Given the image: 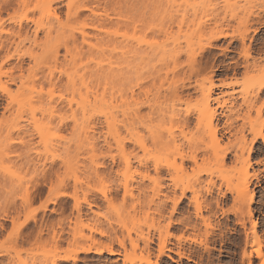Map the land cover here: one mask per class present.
<instances>
[{
    "label": "rangeland",
    "instance_id": "1",
    "mask_svg": "<svg viewBox=\"0 0 264 264\" xmlns=\"http://www.w3.org/2000/svg\"><path fill=\"white\" fill-rule=\"evenodd\" d=\"M6 1L0 14V264H74L64 261L72 257L76 264H264L257 254L264 256V0ZM57 30L67 34L59 40ZM80 30L104 54L84 45ZM244 36L252 48L249 59ZM140 37L160 47L150 49L144 75L135 72L141 60L124 59L120 51H143L129 39ZM91 57L134 61L135 67L128 64L131 73L123 70L124 78L107 66L89 74ZM75 70L88 74L91 90L98 92L93 94L107 96L106 105L96 104L104 107L80 109V99L70 103L68 80ZM222 81L230 85L220 87ZM212 84L219 102L207 110L201 90ZM107 106L114 107L113 116ZM171 163L184 171L169 176ZM154 165L164 167L162 173ZM242 186L254 191L253 203L244 191L239 194ZM181 193L172 215L171 200ZM77 203L83 212L78 219ZM198 207L213 229L196 214ZM248 211L259 224L258 236L251 233ZM170 221L180 224L168 227ZM108 246L119 254L109 255ZM90 247L104 252L81 253ZM244 252H252L250 262Z\"/></svg>",
    "mask_w": 264,
    "mask_h": 264
},
{
    "label": "bare ground",
    "instance_id": "2",
    "mask_svg": "<svg viewBox=\"0 0 264 264\" xmlns=\"http://www.w3.org/2000/svg\"><path fill=\"white\" fill-rule=\"evenodd\" d=\"M81 1H82V0H81ZM116 1H117V0H116ZM120 1H121V0H120ZM126 1H127V0H126ZM131 1H132V0H131ZM134 1H135V0H134ZM134 1H133V2H134ZM77 2H78V1H77ZM82 2H83V1H82ZM121 2H122V1H121ZM123 2H124V1H123ZM133 2H132V4H133ZM137 2H138V1H137ZM177 2H180V1H177ZM177 2H176V3H177ZM188 2H189V1H188ZM118 3H119V2H118ZM128 3H129V1H128ZM148 3H149V2H148ZM185 3H186V1H185ZM189 3H190V2H189ZM78 4H79V2H78ZM78 4H77V5H78ZM82 4H83V3H82ZM129 4H130V3H129ZM129 4H128V5H129ZM171 4H172V3H171ZM179 4H180V3H179ZM179 4H178V5H179ZM182 4H183V3H182ZM80 5H81V4H80ZM83 5H84V4H83ZM172 5H173V4H172ZM175 5H176V4H175ZM180 5H181V4H180ZM185 5H186V4H185ZM228 5H229V4H228ZM230 5H231V4H230ZM7 6H8V1H6V0H0V14L3 13V11L7 8ZM69 6H70V4H69ZM135 6H136V4L134 5V7H135ZM149 6H150V5H149ZM187 6L190 7L191 5L188 4ZM187 6H185V7H187ZM134 7H133V8H134ZM141 7H142V6H141ZM147 7H148V6H147ZM191 7H192L191 9L194 10L193 5H192ZM135 8H136V7H135ZM177 8H179V6H178ZM50 9H51V8H50ZM50 9H49V10L47 9L48 11L46 10V14L49 12V13L52 14V16H54V17L56 16V17H57V15H54L55 13L53 14L52 12H50ZM72 9H74V8L69 9V11L72 10ZM77 9H78V8H77ZM79 9H80V8H79ZM138 9H139V8H138ZM142 9H143V8H142ZM180 9H181V8H180ZM182 9L185 10V8H182ZM182 9H181V10H182ZM177 10H178V9H177ZM181 10H180V11H181ZM187 10H188V9H187ZM54 11H55V10H54ZM135 11H136V10H135ZM137 11H138V10H137ZM166 11H167V10H166ZM194 11H195V10H194ZM74 12H75V11H74ZM149 12H150V11H149ZM196 12H197V10L194 12V14H195ZM49 13H48V15H49ZM93 13H94V12H93ZM181 13H182V12H181ZM192 13H193V11H192ZM51 14H50V15H51ZM75 14H76V13H75ZM167 14H168V13H167ZM169 14H170V12H169ZM175 14H176V13H175ZM197 14H198V13H197ZM50 15H49V16H50ZM171 15H172V14H171ZM52 16H50V17H52ZM95 16H96V14H95ZM118 16H119V15H118ZM167 16H168V15H167ZM179 16H180V15H179ZM195 16H196V15H195ZM195 16H193V17H195ZM54 17H53V18H54ZM108 17H109V16H108ZM180 17H181V16H180ZM191 17H192V16H191ZM196 17H197V16H196ZM48 18H49V17H48ZM98 18H100V16H99ZM101 18H102V17H101ZM167 18H168V17H167ZM185 18H186V17H185ZM56 19H57V18H56ZM56 19H55V20H56ZM106 19H107V18H106ZM109 19H110V17H109ZM172 19H173V18H172ZM49 21H50V20H49ZM58 21H59V20H58ZM58 21H57V23H58ZM133 22H134V21H133ZM60 23H61V22H60ZM60 23H59V24H60ZM52 24H53V23H52ZM52 24H51V25H52ZM59 24H58V25H59ZM61 24H62V23H61ZM61 24H60V26H61V28H62V25H61ZM64 25H65V24H63V26H64ZM66 25H67V24H66ZM66 25H65V26H66ZM65 26H64L63 28H65ZM263 26H264V24H263ZM49 27H50V26H49ZM68 27H69V26H68ZM47 28H48V27H47ZM57 28L59 29V26H57ZM70 28H72V27H70ZM74 29H75V28H74ZM49 30L51 31V27H50ZM54 30H55V29H54ZM59 30L61 31V29H59ZM64 30H65V29H64ZM46 31H47V30H46ZM52 31H53V29H52ZM52 31H51V33L49 32L50 35H52ZM57 31H58V30H57ZM60 31H58V33H59V40H60V38H63V35L60 36V33H62V32H60ZM78 31H79V30H78ZM80 31H81V30H80ZM71 32H73V31H71ZM71 32H70V33H71ZM81 32H84V31L82 30ZM116 32H117V31H116ZM55 33H57L56 30H55ZM63 33H64V31H63ZM63 33H62V34H63ZM70 33H68V34H70ZM75 33H76V32H75ZM85 33H86V32L81 33V34H83V37H82V39H83V44H84V45H87L92 51L95 50V51L98 52V53L101 52V53H100L101 55H102V53L104 54V52H103L104 49H103V48H100V46H98V43H97V44L95 43L96 45L94 44V42L92 43L91 38H88L89 36L87 35V33H86V34H85ZM110 33H113V32H110ZM136 33H137V32H136ZM255 33H256V30H255ZM47 34H48V32H47ZM64 34H65V33H64ZM66 34H67V32H66ZM66 34H65V35H66ZM116 34H117V33H116ZM120 34H123V35H124V33H121V32H120ZM50 35H49V36H50ZM136 35L138 36V34H136ZM49 36H48V37H49ZM54 36H55V34H54ZM57 36H58V34H57ZM57 36H56V37H57ZM72 36H73V37H71V36H70V37H71V38H74V39H72V40H74V41H72V45H74L73 42L76 41V40H75L76 37H75L74 34H72ZM108 36H109V35H108ZM117 36H118V35H117ZM120 36H122V35H120ZM124 36H125V35H124ZM137 36H136V37H137ZM51 37H52V36H51ZM66 37H68V36H66ZM122 37H123V36H122ZM134 37H135V36H134ZM71 38H70V39H71ZM109 38H110V37H109ZM112 38H113V37H112ZM145 38H148V37H145ZM57 39H58V38H57ZM57 39H56V41H57ZM64 39H65V36H64ZM66 39H67V38H66ZM68 39H69V37H68ZM76 39H77V38H76ZM110 39H111V38H110ZM124 39H125V38H124ZM129 39L131 40V42H132L136 47H138V48H144V47H145V49H143V51H141L142 49L139 51L138 48H137L138 51H134L136 48H135V49L132 48V49H133V50H132V49H129V48H130V47H129V48L125 51V50H124L125 47H124V49H123L124 51H123L122 49H121L120 51H122L121 55H124L125 57H124V56H120V57H124V59H126V58L129 57V55H130V56L132 55V57H133L132 60H134V59L137 60V61H138V59L141 60V62L139 61L140 64L138 63V65H135V64H134V61H132V64H131V65H130V63H128V64H129L130 66H132V67H131V70H132L133 66L135 65V66H137V67H136L137 70H136V71H135L134 69H133V70H134L135 72H138V73L140 72V74H143L142 72L145 71V68H147V65H149L148 68H150V64H148V62L150 63V60H149V61H147V60L150 58V54H151L150 52H151V50H153L152 47L154 48V46L150 45V40H149V38H148V39H145V40H147V41L142 40L143 38H141V37H140L141 40H140L139 38H138V39H137V38H133V39L129 38ZM59 40H58V41H59ZM96 40L100 41L99 39H96ZM246 40H247V37H245V36L242 37V38L240 39L241 43L243 44V49H244V50H243V53H244V56H245L246 59H249V58L251 57L252 48H251L250 45H249V46H246ZM108 41H109V40H108ZM115 41H117V40H115ZM115 41H114V42H115ZM125 41H126V40H125ZM66 42H68V41L66 40ZM66 42H65V43H66ZM96 42H97V41H96ZM114 42H112V43H114ZM117 42H118V41H117ZM117 42H116V43H117ZM123 42H124V41H123ZM57 43H58V42H57ZM60 43H61V42H60ZM75 43H76V42H75ZM102 43H103V42H102ZM107 43H108V42H107ZM116 43H115V44H116ZM125 43H126V42H125ZM127 43H128V42H127ZM178 43H179V42H178ZM66 44H67V43H66ZM100 44H101V42H100ZM110 44H111V43H110ZM124 45H125V44H124ZM87 46H86V47H87ZM107 46H108V45H107ZM119 46H120V43H119ZM121 46H122V45H121ZM128 46H129V45H128ZM179 46H181V45H179ZM104 47H105V49H106V45H105ZM110 47H111V46H109L108 48H110ZM116 47L119 49L118 46H116ZM175 47H176V45H175ZM210 47H211V45H210ZM117 48H116V49H117ZM121 48H123V47H121ZM156 48H157V47H156ZM156 48H154V49L156 50ZM176 48H178V46H177ZM180 48H182V47H180ZM180 48H179V49H180ZM150 49H151V50H150ZM157 49H160V47H158ZM163 49H165V48L163 47ZM163 49H162V51H163ZM191 49H192V48H191ZM91 50H90V51H91ZM106 50L108 51V49H106ZM109 50H110V49H109ZM114 51H115V50H114ZM118 51H119V50H118ZM189 51H190V50H189ZM262 51H263V50H262ZM68 52H69V51H68ZM96 52L93 53V55L96 54ZM112 52H113V51H112ZM155 52L157 53L158 51H155ZM163 52H165V51H163ZM224 52H225V51H224ZM91 53H92V52H91ZM110 53H111V52H110ZM110 53L107 54V55H110ZM115 53H116V52H115ZM156 53H155V54H156ZM111 54H112V53H111ZM118 54L120 55L119 52H118ZM78 55H79V54H78ZM78 55H77V56H78ZM90 55H91V54H90ZM101 55H100V56H101ZM75 56H76V55H75ZM75 56H74V57H75ZM98 56H99V55H98ZM100 56H99V58H100ZM103 56H104V55H103ZM105 56H106V55H105ZM105 56H104V57H105ZM112 56H113V54H112ZM127 56H128V57H127ZM156 56H157V55H156ZM74 57H73V58H74ZM78 57H79V56H78ZM88 57H89V56H88ZM96 58H98V57H96ZM99 58H98V59H95V58L92 59V57H91V60H90V61H91L92 63H94V65H93L92 63H91V64H88V65L86 64L87 67H85V68H88L89 65H90V67H92L91 65H93V67H92V69H93L92 72H90V67H89V72L87 71L89 74L94 72L95 74L99 75L102 71H104V69L106 70V68L108 67V68H107V71L109 70L111 73L118 72V74L120 75V77H121V76L123 77V74H124V73H123L122 71H123V70L126 71V69L128 70V69L130 68L129 65L127 64V61H126V63L124 62V63H125V67H124V65H121V66L119 65V64H122L123 62H122V63H117V62L112 61V59H110V61H108V60H106V59L104 60V58H102V57H101V59H99ZM105 58H107V57H105ZM108 58H109V57H108ZM111 58H112V57H111ZM114 58H115V57H114ZM129 58H130V57H129ZM89 59H90V57L88 58V60H89ZM115 59H117V58H115ZM79 60H80V59H79ZM79 60H78V61H79ZM81 60H82V59H81ZM92 60L95 61V62H93ZM129 60H130V59H128V62H129ZM78 61L73 62V65H75ZM83 61H84V60H83ZM86 61H87V58H86ZM86 61H85V62H86ZM90 61H89V62H90ZM106 61H108V63H107ZM120 61H121V60H120ZM120 61H119V62H120ZM123 61H124V60H123ZM130 61H131V60H130ZM79 62H80V61H79ZM79 62H78V63H79ZM85 62H84V63H85ZM87 62H88V61H87ZM135 62H136V61H135ZM74 63H75V64H74ZM81 63H83V62L81 61ZM106 63H107L108 65H106ZM124 63H123V64H124ZM207 63H208V62H207ZM117 64H118V65H117ZM126 64H127V65H126ZM133 64H134V65H133ZM146 64H147V65H146ZM76 65L79 66V64H76ZM86 65H84V64H83V65H80L81 67H78V68L81 69V68L83 67V69H84V66H86ZM207 65H208V64H207ZM106 66H107V67H106ZM122 66H123V67H122ZM135 66H134V67H135ZM73 67H75V66H73ZM73 67H71V68H73ZM76 67H77V66H76ZM105 67H106V68H105ZM243 67H244V66H243ZM148 68H147V69H148ZM245 68H249V67H247V66L245 65ZM55 69H56V68H55ZM75 69H76V68H75ZM71 70H72V69H70V71H71ZM129 70H130V69H129ZM129 70H128V71H129ZM131 70H130V72H128V71H127V72H128V73H131ZM237 70H238V69H237ZM75 71H76V70H75ZM75 71H74V72H75ZM77 71H79V70H77ZM77 71H76V73H77ZM146 71H147V70H146ZM227 71H228V70H227ZM52 72H53V71H52ZM82 72H84V70H83V71H80V73H82ZM104 72H105V71H104ZM120 72H122V75H121ZM149 72H150V71H149ZM149 72H148V73H149ZM76 73H75V75L70 76V77H69V80H68V83L71 84V87L69 86L68 88H71V89H72V95H73V96H71V97H72V100H69V99H68L69 101H71L70 103H72V101H77V99H80V100H81L80 103H77V104H81V106H80L81 108H80L79 105H78V107H79L80 109H82V106H87V105H88V106L90 105V107H92L93 104H94L95 106H102V105H104L103 103L106 102V100H107L106 97H107V96H106L105 94H104V96H99V94L101 93V91H100V93L98 94V96H96L97 94H93V93H95V92H96V93H98V92H97L96 90H95V92H94L93 90H91L92 87L89 86V83H88V81H87V79H86V77L88 76V74H86V72H84L85 74H83V75H80L79 72H78L79 74H78V73L76 74ZM128 73H127V74H128ZM144 73H145V72H144ZM102 74H103V73H102ZM104 74H106V73H104ZM132 74H133V72H132ZM134 74H135V73H134ZM136 74H137V73H136ZM86 75H87V76H86ZM92 75H93V74H92ZM97 75H96V76H97ZM110 75H112V74H110ZM110 75H109V76H110ZM116 75H117V74H116ZM124 75H125V74H124ZM128 75H129V74H128ZM138 75H139V74H138ZM143 75H144V74H143ZM149 75H150V74H149ZM52 76H53V75H52ZM67 76H69V74H68ZM114 76H115V75H114ZM125 76H126V75H125ZM146 76H147V73H146ZM89 77H90V76H89ZM91 77H92V76H91ZM94 77H95V75H94ZM100 77H101V76H100ZM103 77H104V76H103ZM120 77H119V78H120ZM128 77H129V76H128ZM138 77H139V76H138ZM140 77H142V76H140ZM97 78H98V76H97ZM114 78H115V77H114ZM117 78H118V76H117L115 79L117 80ZM123 78H124V77H123ZM132 78H133V77H132ZM142 78H143V77H142ZM54 79H55V78H54ZM92 79H94V78H92ZM100 79H101V78H100ZM107 79H108V78H107ZM112 79H113V78H112ZM129 79H130V78H129ZM138 79H139V78H138ZM50 80H51V79H50ZM98 80H99V78H98ZM109 80H110V79H109ZM113 80H114V79H113ZM118 80H119V79H118ZM118 80H117V81H118ZM126 80H127V79H126ZM140 80H142V79H140ZM91 81H92V80H91ZM51 82H52V81H51ZM89 82H90V81H89ZM102 82H103V81H102ZM109 82H111V81H109ZM120 83H121V82H120ZM139 83H140V82H139ZM139 83H138V84H139ZM69 84H68V85H69ZM90 84H91V83H90ZM97 84H98V83H97ZM104 84H105V83H104ZM93 85H94V84H93ZM99 85H100V83H99ZM99 85H98V88H99ZM102 85H103V84H102ZM102 85H101L100 87H102ZM228 85H230V84L227 83L226 81H222L221 85H219V86H220V87H226V86H228ZM103 86H104V85H103ZM108 86H109V85H108ZM219 86H218V87H219ZM106 87H107V86H106ZM133 87H134V86H133ZM102 88H103V87H102ZM102 88H101V89H102ZM130 88H131V87H130ZM215 88H217V86H215L214 84H212L208 89H206V90H201V94L203 95V100H205L204 102H206L205 104H206V108H207V110L210 109L209 107L211 106L210 104H211V102H212L213 100L219 102L218 99H216V98L214 99V98L212 97ZM71 89H70V90H71ZM99 90H100V89H99ZM106 90H107V89H106ZM133 90H134V89H133ZM133 90H132V91H133ZM67 91H68V89H67ZM102 91H103V89H102ZM128 91H129V90H128ZM130 91H131V90H130ZM130 91H129V92H130ZM69 92H70V91H69ZM107 93H108V92H107ZM111 93H112V92H111ZM127 93H128V92H127ZM70 94H71V93H70ZM100 95H101V94H100ZM111 95H112V94H109V96H111ZM120 95H121V94H120ZM124 95H125V94H124ZM147 95H149L148 92H147ZM48 96H49V95H48ZM112 96H113V95H112ZM118 96H119V95H118ZM145 96H146V95H145ZM40 97H41V96H40ZM53 97H54V96H53ZM62 97H63V96H62ZM48 98H49V97H48ZM66 98H67V97H66ZM119 98H122V97H119ZM119 98H118V99H119ZM126 98H127V97H126ZM126 98H125V99H126ZM128 98H129V97H128ZM128 98H127V99H128ZM132 98H133V96H132ZM134 98H135V96H134ZM145 98H146V97H145ZM36 99H38V98H36ZM54 99H56V97H55ZM64 99H65V98H64ZM109 99H110L109 101H111V98H109ZM114 99H115V98H114ZM118 99H117V100H118ZM148 99H149V98H148ZM62 100H63V99H62ZM120 100H124V96H123L122 99H119V101H120ZM52 101H53V100H52ZM94 101H95V102H94ZM109 101H107V102H109ZM114 101H115V100H114ZM149 101H150V100H149ZM149 101H148V102H149ZM54 102H55V101H54ZM92 102H93V103H92ZM116 102H117V101H115L114 103H116ZM136 102H138V101H136ZM139 102H142V101H139ZM30 103H32V102H30ZM74 103H75V102H74ZM99 103H100V104L102 103V105H96V104H99ZM109 103H110V104H111V103L113 104V102H109ZM123 103H125V100L122 102V104H123ZM143 103H145V102H142V104H143ZM36 104H37V103H36ZM39 104H41V103H39ZM68 104H69V103H68ZM119 104H121V103H118V106H119ZM126 104H127V108H128V105H129V104H128L127 102H126ZM135 104H136V103H135ZM146 104H148V103H146ZM105 105H106V103H105ZM108 105H109V104H108ZM131 105H132V104H131ZM148 105H149V104H148ZM209 105H210V106H209ZM34 106H35V105H34ZM71 106H72V105H71ZM75 106H76V104H75ZM95 106H94L93 108H95ZM110 106H112V105H110ZM110 106H107V109H108V110H109L108 107H110ZM115 106H117V104H116V105L114 104V107H115ZM120 106H121V105H120ZM123 106H124V105H123ZM90 107H86V108L89 110ZM102 107H104V106H102ZM114 107H113V108H114ZM121 107H122V106H121ZM125 107H126V105H125ZM133 107H134V106H133ZM133 107H132V109H133ZM139 107H140V106H139ZM72 108H73V107H72ZM72 108H71V109H72ZM79 108H78V109H79ZM86 108H85V109H86ZM113 108H112V109L110 108V109L113 110ZM115 108H117V107H115ZM104 109H106V108H104ZM130 109H131V108H130ZM138 109H139V108H138ZM74 110H76V109H74ZM95 110H97V108H96ZM100 110H101V109H100ZM111 110H109V111H111ZM116 110H117V109H116ZM79 111H80V110H79ZM82 111H83V110H82ZM82 111H80V112L82 113ZM136 111H138V110L136 109ZM210 111L212 112V114H213V115H212V118L214 119V117L216 116V111H213V110H210ZM74 112H75V111H74ZM77 112H78V111H77ZM94 112H96V111H94ZM99 112H100V111H99ZM101 112H102V111H101ZM113 112H114V111H113ZM126 112H127V111H126ZM126 112H125V113H126ZM130 112H131V110H130ZM130 112H129V113H130ZM132 112H133V114L135 113V111H132ZM132 112H131V113H132ZM211 112H210V113H211ZM96 113H97V112H96ZM107 113H108V112H107ZM110 113H112V111H111ZM115 113H116V112H115ZM117 113H119V112H117ZM123 113H124V112H123ZM123 113H122V114H123ZM77 114H78V113H77ZM101 114H102V113H101ZM136 114H137V112H136ZM136 114L134 115V119L132 120L133 122H134V120H135V116H136ZM83 115H84V113H83ZM110 115H111V114H110ZM125 115H126V116H125ZM128 115H129L128 113H127V114H123V116H125V117H128ZM108 116H109V115H108ZM112 116H113V113H112ZM131 116H132V115L130 114L129 117H131ZM86 117H87V116H86ZM105 117H106V116H105ZM137 117H138V115H137ZM110 118H112V117H110ZM83 119H84V118H83ZM107 119H108V117L106 118V120H107ZM112 119H113V118H112ZM136 119H137V118H136ZM207 119H208V118H207ZM213 119L210 120L211 123H213ZM109 120H110V119H109ZM127 120H128V119H127ZM137 120H138V119H137ZM139 120H140V118H139ZM139 120H138V121H139ZM84 121H85V119H84ZM107 121H108V120H107ZM110 121H111V120H110ZM113 121H114V119H113ZM113 121H112V122H113ZM118 121H119V120H118ZM138 121H137V122H138ZM140 121H141V120H140ZM140 121H139V122H140ZM135 122H136V121H135ZM108 123H109V122H108ZM117 124H118V123H117ZM131 124H133V123L131 122ZM139 124H140V123H139ZM141 124H142V123H141ZM206 124H207V123H206ZM134 125H135V124H134ZM212 125H213V124H211V126H212ZM109 126H111V125H109ZM111 127H113V126H111ZM115 127H116V126L114 125V128H113V129H115ZM132 127H133V126H132ZM146 128H147V127H146ZM148 128H149V127H148ZM86 129H87V128H86ZM116 129H117V128H116ZM133 129H134V127H133ZM211 129H212V128H211ZM214 129H215V128H213V130H214ZM131 130H132V129H131ZM84 131H85V130H84ZM86 131H87V130H86ZM133 131H134V130H133ZM87 132H88V131H87ZM83 133H84V132H83ZM138 133H139V132H138ZM149 133H150V132H149ZM116 134H117V133H116ZM135 134H136V133H135ZM85 135H86V134H85ZM88 135H89V134H88ZM88 135H87V136H88ZM136 135H137V134H136ZM136 135H135V136H136ZM117 136H118V135H117ZM136 137H138V136H136ZM172 137H173V136H172ZM262 137H264V136H262ZM262 137H261V138H262ZM117 138L120 139L119 137H117ZM88 139H89V138H88ZM170 140H171V139H170ZM262 140H264V138H262ZM119 141H120V140H119ZM139 141H140V143H141V140H139ZM263 142H264V141H263ZM89 143H91V142H89ZM120 143H121V142H120ZM92 144H93V143H92ZM141 146L143 147L142 144H141ZM91 148L94 149V147H91ZM93 149H92V150H93ZM173 149H176V148H173ZM179 149H180V148H179ZM250 152H251V149L249 150V153H250ZM177 153H178V152H177ZM181 154H182V150H181ZM173 155H174V154H173ZM251 155H252V153L249 154V156H251ZM181 156H182V155H181ZM182 158H183V157H182ZM182 160H184V159H182ZM182 160H181V161H182ZM127 162H129V161H127ZM192 162H195V164H196V162H197V161H196V158H193V157H192ZM172 163H173V162H172ZM172 163H171V164H172ZM174 163H176V162H174ZM183 163H184V162H183ZM127 164H129V163H127ZM169 165H170V163H169ZM169 165H166V167H167V172H168L169 176H170V175H173L174 172H175V174H176L178 170H179L180 172H181V171H184V166H183L182 164H181V166H180V165L178 166V165H176V164H174V165L172 164V165H171L172 167L168 168ZM154 166H155V168H154L155 173H157V174L162 173V169L164 168L163 166H162V167H163L162 169L156 167V165H154ZM158 166H159V165H158ZM177 166H178V167H177ZM129 167H130V166H129ZM129 167H128V168H129ZM185 169H186V168H185ZM83 170H84V169H83ZM126 170H127V169H126ZM130 170H131V169H128V171H127L128 174L130 173V176L134 175V174L131 175ZM91 171H92V169H91ZM96 171H97V170H96ZM135 171H136V170H135ZM140 171H141V170H140ZM173 171H174V172H173ZM179 171H178V173H179ZM73 172H74V171H73ZM89 172H90V171H89ZM94 172H95V171H94ZM132 172H133V171H132ZM147 172H148V171H147ZM163 172H164V171H163ZM74 173H76V172H74ZM92 173H93V172H92ZM136 173H137V172H136ZM142 173H143V171H142ZM71 174H72V173H71ZM80 174H81V173H80ZM83 174H84V172H83ZM90 174H91V173H90ZM95 174H96V173H95ZM120 174H121V173H120ZM123 174H124V172H123ZM126 174H127V173H126ZM72 175H73V174H72ZM124 175H125V174H124ZM124 175L121 176V177H124ZM140 175H141V173H140ZM180 175H181V174H180ZM76 176H77V175H76ZM125 176H127V178L129 177L128 175H125ZM157 176H158V175H157ZM174 176H175V175H174ZM77 177H79V176H77ZM140 177H141L142 179H146V178L149 177V176H148V173H147V174L145 173L144 175H141ZM140 177H139V178H140ZM158 177H160V176H158ZM75 178H76V177H75ZM124 178H125V177H124ZM124 178H123V180H124ZM132 178H134V177L132 176ZM132 178H131V179H132ZM155 178H156V177H155ZM170 178H171V177H170ZM175 178H177V176H175ZM125 179H126V178H125ZM128 179H129V178H128ZM150 179H151V177H150ZM172 179L175 180V179L173 178V176H172ZM179 179H180V180H179ZM179 179H178V180H179V183H180L181 178L179 177ZM44 180H45V179H44ZM44 180H43V181H44ZM120 180H121V178H120ZM129 180H130V179H129ZM133 180H134V179H132L131 182H133ZM152 180H153V179H152ZM158 180H159V179H158ZM178 180H177V181H178ZM246 180H247V179H246ZM246 180H245V182L248 183ZM125 181H128V180L126 179ZM155 181H156V180H155ZM249 181H250V179H249ZM119 182H120V181H119ZM123 182H124V181H123ZM129 182H130V181H129ZM129 182H128V183H129ZM173 182H175V183H173ZM173 182H172L173 184H176V180L173 181ZM245 182H244V183H245ZM44 183H45V182H44ZM244 183H243V184H244ZM249 183H250V182H249ZM121 184H122V183H121ZM124 184H127V182L123 183V186H124ZM177 184H178V182H177ZM42 185H43V184H42ZM116 185H117V184H116ZM180 185H181V184H180ZM118 186H119V185H118ZM125 186H127V185H125ZM125 186H124V188H126ZM173 186L176 187L177 185H173ZM173 186H172V187H173ZM177 187H181V186L178 185ZM120 188H121V187H120ZM181 188H182V187H181ZM241 188H243V190H242ZM241 188H240V190H239V192H240L239 194H241V193L244 191V193H242L241 195H243V194L248 195V196L250 195V202L253 203V202H254V198H255V196L253 195L254 191L252 190L253 192H252V195H251V193H249V194L247 193V192H250V191H251V190H250V191L248 190V188H249L248 186H246L245 188L242 186ZM116 189H117V188H116ZM175 189H178V188H175ZM179 189H180V188H179ZM182 189H183V188H182ZM43 190H44V189H43ZM210 191H211V190H210ZM220 191H221V190H220ZM241 191H242V192H241ZM41 192H42L41 190H38L37 192H35V193H34V197L40 196ZM182 192H184V191H182ZM218 192H219V191H218ZM209 193L211 194V192H209ZM246 193H247V194H246ZM173 194H174V193H173ZM181 194H182V196H181V197L179 196L180 198L177 197L178 195H177V196L175 195V197H177V198L174 199V200H171L172 203H173L172 210H170L172 215H173L176 211H178V209H179V207H180V205H181V203H182V198L184 197V196H183L184 193H181ZM220 196H221V195H220ZM223 196H224V195H223ZM185 197H186V196H185ZM246 198H249V197H246ZM104 199L108 202V200H107V196H105ZM217 199H218V197H217ZM105 200H104V201H105ZM106 201H105V202H106ZM110 201H111V200H110ZM110 201H109V202H110ZM168 201H169V200H168ZM171 201H170V202H171ZM248 201H249V200H248ZM109 202H108V203H109ZM87 203H88V208H89V207H92L93 204H91V203H89V202H87ZM96 203H97V202H96ZM65 204H66V203H65ZM67 204H68V203H67ZM74 205H75V207H74L73 210H76V212H77L78 215L76 214L75 217L78 216V217H77V219H78V218H80V216L82 215L83 212H82V209H81L79 203H77V205H76V204H74ZM139 206H140V205H139ZM61 207H62V206H61ZM198 208H199V210H198V212H197L196 214H197L200 218H202V217H201V214H200V213H201V212H200V207H198ZM91 209H92V208H91ZM63 210H64V209H63ZM248 212H249V211H248ZM169 213H170V212H169ZM199 214H200V215H199ZM249 214H250L249 217L252 219V220H251V223H252V224H251V226H252V227H251V228H252V229H251V230H252L251 233L254 234V235H257V233H258V229H259V224H258V222H257L256 220H253V215H254V214H252L251 212H249ZM83 216H84V215H83ZM81 217H82V216H81ZM87 217H88V216H87ZM184 217H185V216H184ZM184 217H183V218H184ZM168 218H169V217H168ZM181 218H182V217H181ZM250 218H249V219H250ZM171 219H172V218H171ZM171 219H170V220H171ZM70 220H71V219H70ZM179 220H180V218H179ZM179 220H178V221H179ZM202 220H204L203 222H205V223H203V224L206 225V228H211V229H213V228L211 227L210 223H208V222H209V221H208L209 219L206 220L205 218H202ZM178 221H170L171 223H169L168 227H170V226L173 227L172 225H173V224L175 225L176 223H177V224H180V222L178 223ZM183 222H184V221H183ZM57 225H58V224H57ZM61 225H62V224H61ZM242 225H243V227H244V226H245V223H243ZM183 226H184V225H183ZM183 226H182V227H183ZM196 226H197V225H196ZM196 226H195V227H196ZM195 227H193V229H194ZM187 228H188V226H187ZM245 228H246V227H245ZM60 229L63 230L62 227H61ZM63 233H65V232H63ZM68 233H69V232H68ZM207 234H208V233H206V235H207ZM252 234H251V236H252ZM40 235H41V234H40ZM209 235H210V232H209ZM209 235H207V236H209ZM254 235H253V236H254ZM258 235H259V234H258ZM258 235H257V236H258ZM72 236H73V235H72ZM207 236H206V237H207ZM246 237H247V236H246ZM62 238H63V237H62ZM56 239H58V236H57ZM59 239H60V238H59ZM54 240H55V239H54ZM55 241H57V240H55ZM59 241L61 242V240H59ZM59 241H58V242H59ZM207 241H208V240H207ZM207 241H206V242H207ZM203 243H204V242H203ZM200 244H202V243H200ZM121 246L123 247V244H122V243H121ZM204 246H205V248L208 247V246L206 245V243H205ZM206 246H207V247H206ZM246 246H247V243H246ZM92 249H93L92 247H90V248H86V249L84 248V249H82L83 251H81V253H84V254H98V255L101 254V255H102V253L104 252L103 249H99V248H96V247L94 248L95 250H92ZM164 250H165V248L163 247V248L161 249V253H162V254H165V251H164ZM170 250H171V249H170ZM207 250H209V248H207ZM106 251H107V253H108L109 255H112V256H113V255H118V254H119V253L116 252L112 247H109V246L106 248ZM245 251H246V250H245ZM170 252H171V251H170ZM172 252H173V251H172ZM175 252H176V251H175ZM176 253L178 254L179 257H181V258L184 257V256H183L184 254H182L181 251H180V252L178 251V252H176ZM244 253H245V252H244ZM250 253L252 254V252H249L248 254L245 253V256H244V257L247 258L248 261H249L250 255H251ZM76 254H77V253H76ZM257 254H258V256H259L260 258H261V257L264 258L263 254L261 253L260 250H258ZM165 256L168 257L169 254H168V255H165ZM170 256H171V255H170ZM263 258H262V259H263ZM160 259H161V258H160ZM187 259H188V258H187ZM69 260H72V261L74 262V264H76V262H77L78 259H77L76 257H74V258L72 257L71 259H69V258H65V259H64V261H69ZM189 260H190V259H189ZM172 261H173V260H172ZM249 262H250V261H249ZM53 264H58V263H57V261H55ZM107 264H108V263H107Z\"/></svg>",
    "mask_w": 264,
    "mask_h": 264
}]
</instances>
